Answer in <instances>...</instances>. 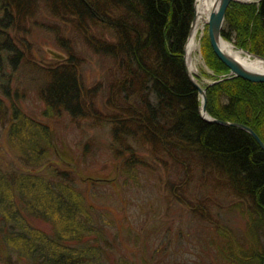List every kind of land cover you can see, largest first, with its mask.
I'll list each match as a JSON object with an SVG mask.
<instances>
[{
  "label": "trees",
  "instance_id": "16d2710c",
  "mask_svg": "<svg viewBox=\"0 0 264 264\" xmlns=\"http://www.w3.org/2000/svg\"><path fill=\"white\" fill-rule=\"evenodd\" d=\"M195 3L0 0V138L6 133L8 144L0 148L2 264H263L264 150L248 131L200 114L185 62ZM42 31L64 51L60 60L32 59ZM222 34L264 56V0L233 1ZM80 49L102 70L92 86ZM203 52L216 74L229 71L207 34ZM32 70L46 79L37 91L45 120L23 105L17 78ZM207 96L213 117L246 124L264 140V82L226 78L210 84ZM63 116L107 131L114 184L132 187L155 176L165 210L192 217L198 232L188 240L191 259H156L168 250L164 241L147 258L141 231L96 204V183L54 161L48 120ZM115 243L134 244L133 258Z\"/></svg>",
  "mask_w": 264,
  "mask_h": 264
},
{
  "label": "rangeland",
  "instance_id": "374dc122",
  "mask_svg": "<svg viewBox=\"0 0 264 264\" xmlns=\"http://www.w3.org/2000/svg\"><path fill=\"white\" fill-rule=\"evenodd\" d=\"M206 34L208 36L207 22L198 34L200 50L198 49L197 55L200 56L201 63L199 62L198 72L194 74L203 86L215 79L210 73L211 70H214L207 64L204 57L203 46ZM33 39L35 46L33 47L34 54L32 55L34 58L32 59L36 63L44 65L60 60L61 55L65 56L64 51L57 47L52 37L47 33L43 31L36 33ZM230 42L236 46L233 41ZM80 52L85 58L82 67L83 77L86 84L92 86L100 79L102 70L89 52L81 49ZM38 74L39 71L32 70L29 71V77H26L22 76L20 72L17 81L21 83L19 87L24 91L23 105L25 109L36 117L45 120L46 118L42 115L43 101L37 91L44 88L46 79L42 75L43 73ZM17 81L15 80V84H18ZM48 122L53 130L54 161L62 167L77 168L83 176L89 177L91 181L96 183V190L93 191L96 204L107 206L113 210L120 225L123 224L126 228L134 227L136 228L133 229L134 232L141 231L142 244L140 248L145 249L147 258L152 256L155 248L159 247L162 241L167 244L168 250L162 253L155 252L156 259L163 256L167 259L169 254L171 258L168 262L177 259L184 262L193 257V250H191L193 247L188 243V240L196 239L198 230L195 227V222L191 216L182 212L165 210V202L155 176L147 177L146 181L143 179L142 183L132 185L131 188L121 180H118L119 184H114L117 176V162L107 150L109 135L106 130L89 128L86 123L79 126L66 116L58 120H48ZM88 142L91 143V146L88 152H85L84 146ZM0 148L6 150L8 148L6 133L0 138ZM99 193L104 197L101 198ZM178 236L185 239L182 246L177 244L178 240L180 241ZM115 245H117V250L127 259L133 258L134 244L127 245L124 243L125 246H123L121 243H115ZM115 254L116 251H112V256ZM144 262L142 261V264ZM0 264L2 263L0 262Z\"/></svg>",
  "mask_w": 264,
  "mask_h": 264
},
{
  "label": "water",
  "instance_id": "95a60500",
  "mask_svg": "<svg viewBox=\"0 0 264 264\" xmlns=\"http://www.w3.org/2000/svg\"><path fill=\"white\" fill-rule=\"evenodd\" d=\"M233 1H239V2H247V3H260L261 0H217V5L213 8V10L210 12L208 19H207V26H208V37L210 44L218 56V58L229 68V71L226 73L216 74L214 71L211 70L210 73L215 77V79L208 83L206 86L201 85L198 80L196 79L195 75L190 71L187 63V45L188 42L192 36L193 28L195 25V19H196V4L195 3V16L193 19V22L191 24L190 33L188 36V40L185 46V62L187 66L188 75L193 82V84L197 87L200 95V114L201 116L209 121V122H216L223 125H230V126H236L240 127L246 131H248L260 144V146L264 150V140L256 133V131L251 128L250 126L240 123V122H232L228 120H221L218 118L213 117L207 110V102H208V96H207V87L215 83L217 81L226 79V78H232V77H241L244 79H247L252 82H264V72L256 70L252 67H249L247 65H244L241 61L236 59L234 56L226 52L223 47L221 46V41L225 38L223 37V29L226 22V14L229 6ZM242 50L247 51L251 55L257 56L259 58L264 59V56L256 54L251 52L250 50L244 49L239 47ZM264 264V262H263Z\"/></svg>",
  "mask_w": 264,
  "mask_h": 264
},
{
  "label": "bare ground",
  "instance_id": "6f19581e",
  "mask_svg": "<svg viewBox=\"0 0 264 264\" xmlns=\"http://www.w3.org/2000/svg\"><path fill=\"white\" fill-rule=\"evenodd\" d=\"M217 5V0H197L196 4V19L193 28L192 36L187 45V63L190 71L195 74L198 72L200 66V56L198 57L197 51L200 50V44L198 41V34L201 29L204 28V24L208 19L210 12ZM223 49L241 61L244 65L252 67L256 70L264 72V59L251 55L245 50H242L235 46L232 42L224 39L221 41ZM199 49V50H198ZM203 63V62H202Z\"/></svg>",
  "mask_w": 264,
  "mask_h": 264
}]
</instances>
